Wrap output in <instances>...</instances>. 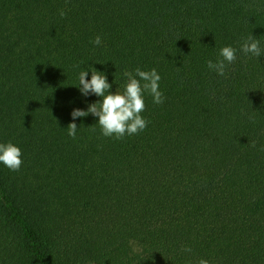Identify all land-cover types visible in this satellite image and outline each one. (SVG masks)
Returning <instances> with one entry per match:
<instances>
[{
  "label": "trees",
  "instance_id": "trees-1",
  "mask_svg": "<svg viewBox=\"0 0 264 264\" xmlns=\"http://www.w3.org/2000/svg\"><path fill=\"white\" fill-rule=\"evenodd\" d=\"M250 33L264 50V0H0V143L23 153L17 172L0 164V264H264ZM224 46L237 60L221 77L206 62ZM91 68L112 93L125 71L157 70L165 100L144 94L145 130L116 140L72 120L99 99L77 87Z\"/></svg>",
  "mask_w": 264,
  "mask_h": 264
},
{
  "label": "clouds",
  "instance_id": "clouds-1",
  "mask_svg": "<svg viewBox=\"0 0 264 264\" xmlns=\"http://www.w3.org/2000/svg\"><path fill=\"white\" fill-rule=\"evenodd\" d=\"M59 15L63 18L66 12L61 10ZM91 43L100 46L102 39L100 36H96ZM239 51L244 55L256 58L264 56V50L260 47L259 39L254 38L251 33L243 38ZM236 60L237 49L232 46H224L218 51V59L215 62L208 60L206 66L209 71L225 77L226 68L235 63ZM90 72V79H86L89 71L82 70L79 72L77 87L82 96L95 95L99 99L89 104L87 111L73 109L70 115L73 121L89 114L97 117V125L104 137L122 140L125 136H133L145 130L149 123L141 115L146 107L145 93L152 97L153 104L161 105L164 103V94L159 90L161 77L155 68L149 71H143L140 68H136L134 71H125L123 75L126 78V83H124L122 91L116 89L115 93L110 92L112 85L108 83L104 73L98 72L94 68H91ZM66 129L68 136L75 139L77 125L69 123ZM253 146H255L254 142ZM22 155L21 149L13 143H0V164L10 171L17 172L20 170L23 164ZM181 251L191 253L192 249L184 247ZM87 264H91V262L89 261ZM196 264H209V262L200 258Z\"/></svg>",
  "mask_w": 264,
  "mask_h": 264
}]
</instances>
